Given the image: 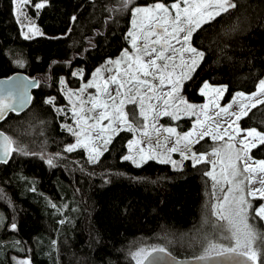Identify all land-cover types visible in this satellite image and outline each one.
Returning <instances> with one entry per match:
<instances>
[{"label": "trees", "instance_id": "obj_1", "mask_svg": "<svg viewBox=\"0 0 264 264\" xmlns=\"http://www.w3.org/2000/svg\"><path fill=\"white\" fill-rule=\"evenodd\" d=\"M152 2L133 0L134 5ZM236 2V9L193 34V46L205 52L183 86L193 103L204 101L198 91L204 81L226 87L222 102L228 104L237 92L255 91L264 78V0ZM13 13L11 0H0V78L23 72L39 84L31 107L0 124L16 141L14 147L29 153L13 152L0 165V264H16L8 253L14 244L26 250L31 264H136L132 254L154 246L180 258L197 256L207 243L206 233L213 231L204 224L205 204L213 202L212 181L203 175L210 164L193 168L185 160L174 169L149 160L136 167L123 160L134 138L129 130L113 137L97 163L89 162L82 148L64 151L74 138L64 130L70 120L55 108L67 103L59 80L66 78L77 88L82 79L73 72L83 69L88 79L128 47L131 16L122 0H48L45 8L32 11L44 35L31 39H24ZM53 97L54 106L45 103ZM163 122L187 132L194 118ZM239 123L242 129L264 131V105ZM215 145L207 137L193 147L209 152ZM250 154L264 160V145ZM254 219L264 232L263 222ZM5 237L14 244L4 242Z\"/></svg>", "mask_w": 264, "mask_h": 264}, {"label": "snow or ice", "instance_id": "obj_2", "mask_svg": "<svg viewBox=\"0 0 264 264\" xmlns=\"http://www.w3.org/2000/svg\"><path fill=\"white\" fill-rule=\"evenodd\" d=\"M11 2L17 23L28 21L32 36L44 35L35 27L24 9L30 6L39 12L47 6L48 0H37L35 3L33 0ZM122 3L131 16V27L125 34L128 47L121 50L118 58H109L103 67H97L91 73V79H86L78 90L80 95L72 90L65 91L72 105L75 128L65 125L64 130L77 139L75 143L67 145L64 151L83 148L88 153L89 162L97 163L104 152L108 151L114 135L123 130L134 133L139 130L146 141L130 140L127 145L129 154L123 156V160L131 161L136 167L150 159L170 163L174 169L183 167L170 156L155 151L161 147L167 148L168 153L179 152L181 160L191 161L193 168L202 163L210 164L211 168L205 169L203 175L212 181L213 202L205 204L204 223L213 231L205 236L207 243L202 254L195 256L194 261H207L210 264H264V232L249 223L250 217L264 221V204L258 207L252 204L254 199L264 200V160H253L249 155L252 149L264 145V131L256 127L240 129L237 126L235 135L228 132L237 121L248 116L251 109L264 105V78L258 80L255 91L249 94L237 92L226 107H220L216 102L218 97L223 96L226 87H215L207 81L203 82L198 89L199 94L206 97L210 93L214 94L209 102L219 108L214 116H207L208 120L215 123V129L197 119L192 130L181 134L174 127H157L153 122L151 127L156 134L155 144L152 143L151 134L146 131L150 118L155 121L163 115L173 120L179 119L181 104L185 106V113L195 115L194 110L198 106L178 95L185 81L192 79V74L205 57L204 51L193 46V34L203 24L236 9V0H171V3L153 0L142 6L134 5L133 0H122ZM70 20L74 23L77 17L73 15ZM22 34L24 39L32 38L27 33ZM113 65L115 67H111ZM104 72L110 74L104 76ZM72 75L85 79L83 69ZM59 84L66 86L62 78ZM32 87H38V83L27 78H11L0 82V121H4L8 113L19 114L27 106L31 100L28 90ZM87 89H95V92L85 97L83 94ZM73 96H76V101H73ZM237 98L247 103H238ZM154 100L159 103H152ZM45 103L54 106L55 98ZM128 104L138 106V115L143 120L139 128L134 127L137 112L125 111ZM234 104L237 105L236 109L230 111ZM208 107V103L199 106L204 113ZM221 113L234 118L223 133L218 131L221 125L215 121V117ZM241 132L245 135L238 143H232ZM162 133L168 134L163 137V143ZM208 135H212L213 141L228 136V142L212 148L210 152L194 150L193 145ZM170 137H175L171 147L167 143ZM15 143L10 135L0 131V163H6L13 152L29 155L23 147H13ZM209 156L216 159L210 160ZM47 163L54 166L52 159H48ZM217 164L220 165L218 173ZM2 222L3 217H0ZM11 229H16L15 223L11 224ZM132 255L136 264H183L165 247L139 248ZM18 264H29V261H19Z\"/></svg>", "mask_w": 264, "mask_h": 264}, {"label": "rangeland", "instance_id": "obj_3", "mask_svg": "<svg viewBox=\"0 0 264 264\" xmlns=\"http://www.w3.org/2000/svg\"><path fill=\"white\" fill-rule=\"evenodd\" d=\"M33 3H34V2H33ZM167 3H171V1H169V2H167ZM149 4H150V3H149ZM142 5H145V4H141L140 6H142ZM24 10L27 12L28 17H30V18L32 19V22L34 23L35 27L38 28V29L42 32L41 28L39 27V25H38V23H37V18L34 17V16L32 15V11H37V10L33 9V8L30 7V6L26 7ZM15 18H16V16H15ZM16 20H17V19H16ZM19 26H20V28H21L22 33H27V34H28L30 37H32V38H35V37H38V36H42V35H35V36H32V33L29 32V27H31V25L28 23V21H24L23 24H19ZM42 33H43V32H42ZM22 36L24 37L23 34H22ZM30 39H31V38H30ZM119 56H120V55H119ZM119 56H117V57H115V58H112V59H116V58H118ZM106 61H107V60H106ZM106 61H105L102 65H100L99 67H103V66L106 64ZM111 67H115V66L113 65V66H111ZM121 70H122V69H121ZM109 74H110V73H108V72H104V73H103L104 76H107V75H109ZM63 79H64L65 82H66V86H65V85H61V92H62V94H63V96H64V98H65V100H66L67 103H66L64 106L55 105V108H56V110H57V109H63V110H64L63 112H60V111H58V110H57V111H58L59 113H61V114L67 119V120H70L68 123H65L64 126H65V125H71L73 128H75V124H73V116H72V110H71V109H72V105L69 104V102H68V100H67V98H66V96H65L64 93H65L66 90H72V91H74L77 95H80V93H79L78 90L80 89V87H82L83 83L86 82V79H82V80H81V81H82L81 84H80L77 88H71V87L69 86V84H68V80H67L66 78H63ZM80 79H81V78H80ZM88 79H91V76H90ZM185 82H186V81H185ZM184 84H185V83H184ZM210 85H211V84H210ZM212 86H215V87H222V86H216V85H212ZM94 92H95V89H87L83 95H84L85 97H87V95H88L89 93H94ZM224 93H225V92H224ZM178 95L182 96L185 100L188 101V103H190V104H195V105H197L198 107L194 110V111H195V115H189V114H187V113H185V112L183 111V109H184L185 106H184L183 104L179 105V109H180V111H179V117H180V118H179V119H175L174 121H178V120H180L181 118H185V117H193V118H194L193 125H194V123L197 121V119H199V120H201V121H203V122L205 123V126L212 127V128L215 129V123H214L213 121L207 119V116H208V115H213V116H214L215 113L219 111V108L214 107V105H212V104L209 102L210 99H211V96L214 95V94H211V93H210L209 96H207V97L204 96V101H203L202 103H199V104H197V103H193V102L189 101L188 98H187V96L184 94L183 89L178 93ZM223 95H224V94H223ZM234 97H235V96H234ZM222 98H223V96H222V97H218L217 100H216V102L220 105V107H226L229 103H228V104H223V102H222ZM72 99H73V101H76V96H73ZM237 101H238V103H247V101H244V100H242V99H240V98H237ZM231 102H232V101H231ZM231 102H230V103H231ZM152 103H159V102L154 100V101H152ZM206 103L209 104V107H208V109L206 110V113L201 112L199 106H200V105H203V104H206ZM147 106H148V101L146 100V101H145V107H147ZM86 107H87V105H86ZM236 107H237V105L234 104V105H233V109H231L230 111L235 110ZM125 111H128L129 113H131L132 111H136V112H137L136 124L134 125V127L139 128V126L143 124V120H142V119L139 117V115H138V111H139V110H138V106L128 104V105L125 106ZM130 118H131V117H130ZM164 118L172 119L170 116H163V115H162V116H158V117L156 118L155 121H152L151 118H150V120H149V127L146 129V131H148V132L151 134L152 138H154V137L156 136L155 131H154V130L152 129V127H151V124H152L153 122L156 124L157 127H160V126L174 127V128H176V131H177L178 133H181V134L185 133V132H181L180 130H178L177 127H175V126H173V125H165L164 122H163V119H164ZM233 119H234L233 117H231L229 114H225V113H221V115H220L219 117H215V121L219 122V124L221 125V127L218 129V131H219L220 133H223V132H224V129L227 128V124H228L229 122H231ZM172 120H173V119H172ZM239 121H240V120H239ZM239 121H237L236 124H234L232 128H229V129H228V132H229V133H232L233 135H235V129L237 128V126H238L240 129H242V128L240 127V123H239ZM90 123H91V121H90ZM103 123L106 124V123H108V121H104ZM193 125H192V127H191L190 130L193 129ZM190 130H189V131H190ZM198 130H199V126H198ZM187 132H188V131H187ZM213 134H215V133H213ZM141 135H142V133L138 130V131H136V132L134 133V138H133V139H136V140H145V139H143V138L141 137ZM162 135H163V137H164V136H167L168 134H167V133H162ZM244 135H245V133H244V132H241L238 136H236L235 140H233L232 143H238L239 139L242 138ZM114 136H115V135H114ZM207 137L210 138V139L213 141V139H212V135L205 136L204 138H207ZM73 138H74V139H73V141H72L70 144H73V143L76 142V139H77V138L74 137V136H73ZM193 138L195 139V136H194ZM133 139H132V140H133ZM174 140H175V137H170V138H169V140L167 141L169 147L172 146V142H173ZM145 141H146V140H145ZM161 141H162V143L164 142L163 139H161ZM214 142L216 143L215 147H217L218 145H222V144L228 142V136H224V138H223L222 140H218V141H214ZM152 143L155 144V142H154L153 140H152ZM193 146H194V145H193ZM77 149H79V148H77ZM82 149H83V148H82ZM155 151L158 152V153H161V154H163V155L170 156L172 160H176V161H178L179 164H181V163L183 162V161L181 160V157H180L179 152H176V153H168V152H167V148H164V147L157 148ZM85 152H86V151H85ZM209 152H210V151H209ZM86 154H87V156H88V153H87V152H86ZM128 154H129V152H128ZM249 155H251V154L249 153ZM208 158H209L210 160H215V159H216V157H212V156H209ZM150 160H156V159H150ZM253 160H255V159H253ZM147 161H149V160H147ZM156 161H157V160H156ZM143 164H144V163H143ZM177 168H180V167H177ZM219 168H220V165L217 164V167H216V172H217V173L219 172ZM252 204H253L254 207H258L260 204H264V200L254 199V200H252ZM262 222H263V224H264V221H262ZM249 223L253 224L254 227H255L257 230L261 231V228L259 227L257 221H256L254 218L250 217ZM204 224H205V223H204ZM206 234L208 235V233H206ZM206 234H205V235H206ZM3 241L6 242V243L14 244V243L12 242L11 239L6 238V237L3 239ZM11 244H10V245H11ZM8 248H9L8 253H9V256H10L9 259H13V261H14L16 264H18L19 261H23V260H27V261H29V264H31L30 255L26 252V250H24L23 248H21V246H20L19 244H14L13 246H9ZM202 252H203V250L200 251V252L198 253V255L202 254Z\"/></svg>", "mask_w": 264, "mask_h": 264}, {"label": "water", "instance_id": "obj_4", "mask_svg": "<svg viewBox=\"0 0 264 264\" xmlns=\"http://www.w3.org/2000/svg\"><path fill=\"white\" fill-rule=\"evenodd\" d=\"M11 78H18V79H20V80H24L25 78H27V80H31V81H33L34 83H38V84H39L38 80L30 78L26 73H23V72L16 73V74H14V75H12V76H10V77L0 78V82H2V81H6V80H10ZM35 88H36V87L29 88V90H28V95L31 97V100H30V102L27 104V106H26L22 111L19 112L18 115H21V114L25 113V112L31 107L32 102H33V91H34ZM10 114H11V112L8 113L7 117H8ZM15 114H16V113H15ZM7 117L5 118V120L7 119ZM5 120H4V121H5ZM4 121H0V124H2ZM0 131H2V130L0 129ZM5 134H6V133H5ZM6 135H8V134H6ZM13 147H14V145H13ZM12 155H13V153L10 154V156H9V158H8V160H7L6 163H0V165H1V164H7V163L11 160ZM172 255H173V254H172ZM173 256H175V255H173ZM175 257H176L178 260L182 261L183 264H210V262H207V261H205V262H195V261H194V258H180V257H177V256H175ZM165 259H167V258H165ZM145 264H147V262H145Z\"/></svg>", "mask_w": 264, "mask_h": 264}, {"label": "built area", "instance_id": "obj_5", "mask_svg": "<svg viewBox=\"0 0 264 264\" xmlns=\"http://www.w3.org/2000/svg\"><path fill=\"white\" fill-rule=\"evenodd\" d=\"M141 137L146 140V138L143 135H141ZM161 139H163V135L161 136ZM152 140L155 142L156 141V136L154 138H152Z\"/></svg>", "mask_w": 264, "mask_h": 264}]
</instances>
